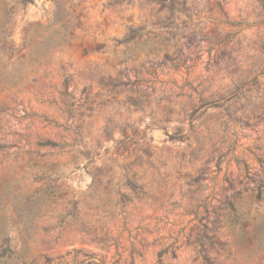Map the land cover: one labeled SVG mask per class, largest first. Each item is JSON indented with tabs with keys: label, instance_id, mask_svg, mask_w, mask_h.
Here are the masks:
<instances>
[{
	"label": "rangeland",
	"instance_id": "374dc122",
	"mask_svg": "<svg viewBox=\"0 0 264 264\" xmlns=\"http://www.w3.org/2000/svg\"><path fill=\"white\" fill-rule=\"evenodd\" d=\"M183 12L163 30L157 0H0L7 264H264V193L221 158L236 140L264 183V0Z\"/></svg>",
	"mask_w": 264,
	"mask_h": 264
},
{
	"label": "trees",
	"instance_id": "16d2710c",
	"mask_svg": "<svg viewBox=\"0 0 264 264\" xmlns=\"http://www.w3.org/2000/svg\"><path fill=\"white\" fill-rule=\"evenodd\" d=\"M23 2H31L32 0H22ZM160 4H161V10L164 8H167L169 10V12H171V16H172V20L167 22L166 24H162V22H160L161 24V29L163 30H167L169 29V27H171L172 25H174V21L176 19V17H174V14H186L183 12V7H184V0H157ZM40 39V46H41V51L43 55H46L48 53V47H49V43L46 39H43L41 37H39ZM154 51H158L157 50H152L150 53H153ZM64 94L66 96H68L71 100L70 104L68 105V112L71 113L72 107L75 103L74 98L68 94L67 92V79H64ZM60 147H62V145H60ZM238 147L237 145V141L234 140L229 148L227 149L226 153L224 155H222L221 158H223L224 156H226L228 153L231 154V158L236 162L237 165H242L245 171V176L242 180H248L250 182L253 183L254 188L252 189V193L250 195H247V202L252 203V201H259L262 198V194L264 193V183L263 182H258L255 180L254 178V173H253V168L246 163V161H244L243 159L238 158L237 156L234 155L236 148ZM259 149L255 148V151L250 152L252 159L255 160L258 165L262 168L264 165V160L262 158V156L258 153ZM221 158L219 159V162H221ZM226 183H228L229 187H232L233 184V176L229 175L227 178H225ZM242 181L240 180L239 183H241ZM237 195L240 194V191H236L235 192ZM247 210H249V207L247 206L246 208ZM245 209V211H246ZM244 211V210H243ZM234 212L236 215H240V213L242 212L241 210L238 209H234ZM249 215V213H247ZM235 221V220H234ZM246 225H241L242 228H244ZM204 229H207L206 226L204 227ZM257 233L254 235V237L257 236L258 242L260 243L258 247H262L264 246V232H262L260 227H257ZM0 249L3 248V246H6L9 244L8 238L5 237L4 233L0 232ZM76 253H80L79 251H75ZM201 252L203 253V258L204 260L207 262L209 259L206 256L205 250L201 249ZM71 252H67L65 255L63 256H59L57 259H63L66 256L70 255ZM10 259V256H4L2 255V253L0 254V264H7V261ZM52 259H48L47 262L49 264L52 263ZM84 262L82 261H77L75 260V264H83ZM86 264H98L96 261V258L89 254L88 255V259H87V263Z\"/></svg>",
	"mask_w": 264,
	"mask_h": 264
}]
</instances>
